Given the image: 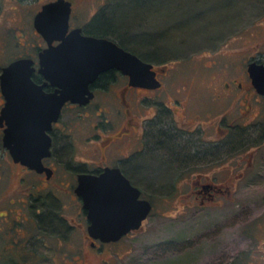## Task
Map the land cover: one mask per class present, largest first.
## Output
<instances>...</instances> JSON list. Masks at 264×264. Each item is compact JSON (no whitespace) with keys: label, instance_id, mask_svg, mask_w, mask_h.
<instances>
[{"label":"flooded vegetation","instance_id":"1","mask_svg":"<svg viewBox=\"0 0 264 264\" xmlns=\"http://www.w3.org/2000/svg\"><path fill=\"white\" fill-rule=\"evenodd\" d=\"M70 1L66 33L80 28L84 35L115 41L150 61L159 85L134 84L117 67L99 72L89 83L93 97L83 104L64 102L58 118L50 122L46 130L50 153L41 157L39 168L14 160L7 147L0 145V264L83 260L135 230L111 241L90 235L89 218L76 192L79 174L98 175L108 166L119 168L143 198L138 182L142 175L161 172L164 176L158 186L189 183L186 201L211 205L231 196L237 182L241 190L250 185L244 180L257 173L258 165L264 173V155L257 157L255 151L264 145V126L251 117L249 96L260 101L264 93L257 90L247 71L250 60H264L250 56L239 72L219 67L217 62L205 63V71L213 74L202 85L205 99L188 100L194 94L193 86L181 81L180 71L132 47L140 44L139 25L111 23L113 0H101L85 18L77 17L76 1ZM44 46L37 47L33 57L25 55L35 60L32 77L39 83L45 80L37 70L38 51ZM43 88L48 91L54 86L48 81ZM4 100L0 91V109ZM221 102L228 108L224 112L219 108ZM237 107L240 114L232 119L228 113ZM194 168L204 170L193 172ZM261 207L241 209L236 254L227 245L220 264H264V194Z\"/></svg>","mask_w":264,"mask_h":264},{"label":"rangeland","instance_id":"2","mask_svg":"<svg viewBox=\"0 0 264 264\" xmlns=\"http://www.w3.org/2000/svg\"><path fill=\"white\" fill-rule=\"evenodd\" d=\"M45 1L0 0V68L17 56L33 57L37 47L46 45L32 24L34 13ZM75 1L78 18H85L101 2ZM110 9L111 23L139 25L140 44L133 48L181 72V81L193 86L194 94L188 100L205 99L202 85L213 76L205 71V63L217 62L219 67L239 72L250 56L264 60V0H113ZM249 96L251 117L264 126V97L255 101L253 94ZM219 108L221 112L228 109L222 102ZM239 114L238 107L228 113L232 119ZM255 151L257 157L264 155V145ZM258 167L257 173L244 180L250 185L241 190L237 182L231 196L211 205L188 203L184 194L189 183L158 186L164 176L161 172H145L140 180L136 175L153 204L141 227L83 260L58 258L40 264H220L227 245L236 254L241 209L262 208L264 173Z\"/></svg>","mask_w":264,"mask_h":264},{"label":"water","instance_id":"3","mask_svg":"<svg viewBox=\"0 0 264 264\" xmlns=\"http://www.w3.org/2000/svg\"><path fill=\"white\" fill-rule=\"evenodd\" d=\"M70 0L45 1L32 24L46 45L38 51L37 70L44 76L36 82L34 59L20 56L2 65L0 91L5 100L0 109L2 144L14 160L39 168L41 157L50 153L46 130L59 116L64 102L86 103L93 97L89 83L104 69L119 68L131 82L158 86L152 63L106 37L84 35L80 28L68 31ZM58 41L57 43H53ZM247 71L257 90L264 93V61L250 60ZM54 88L45 91L44 85ZM76 192L89 218L90 235L103 241L118 240L137 229L152 209V202L139 197L141 190L119 168L106 167L98 174H79Z\"/></svg>","mask_w":264,"mask_h":264},{"label":"trees","instance_id":"4","mask_svg":"<svg viewBox=\"0 0 264 264\" xmlns=\"http://www.w3.org/2000/svg\"><path fill=\"white\" fill-rule=\"evenodd\" d=\"M34 77V76H33ZM35 79V78H34Z\"/></svg>","mask_w":264,"mask_h":264}]
</instances>
